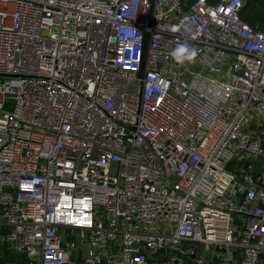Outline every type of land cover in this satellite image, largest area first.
Listing matches in <instances>:
<instances>
[{"label":"built area","instance_id":"built-area-1","mask_svg":"<svg viewBox=\"0 0 264 264\" xmlns=\"http://www.w3.org/2000/svg\"><path fill=\"white\" fill-rule=\"evenodd\" d=\"M245 1L0 0V264H264Z\"/></svg>","mask_w":264,"mask_h":264},{"label":"trees","instance_id":"trees-1","mask_svg":"<svg viewBox=\"0 0 264 264\" xmlns=\"http://www.w3.org/2000/svg\"><path fill=\"white\" fill-rule=\"evenodd\" d=\"M208 1L211 4L220 2V0ZM241 17L253 30L264 31V0H246Z\"/></svg>","mask_w":264,"mask_h":264},{"label":"water","instance_id":"water-1","mask_svg":"<svg viewBox=\"0 0 264 264\" xmlns=\"http://www.w3.org/2000/svg\"><path fill=\"white\" fill-rule=\"evenodd\" d=\"M148 44V38H146L145 40V47H147ZM144 72V66L142 67V71H141V75H143ZM134 248L138 247V244H134L133 245ZM166 254H177V255H182V256H186L187 255V247H173V246H168L165 249H157L154 253L151 254V257L154 258H159L161 256H164ZM134 256V254H133ZM199 258L203 260L204 263L208 264V261L206 260L205 256H204V245L201 244V248H200V252H199ZM212 264H218V259L217 257L214 255L213 259H212Z\"/></svg>","mask_w":264,"mask_h":264},{"label":"crops","instance_id":"crops-1","mask_svg":"<svg viewBox=\"0 0 264 264\" xmlns=\"http://www.w3.org/2000/svg\"><path fill=\"white\" fill-rule=\"evenodd\" d=\"M204 256L206 258V260L208 261V264H212V259L214 257V253H213V249L212 250H205ZM264 254L262 255V260L264 262ZM238 259H241V256L238 255ZM191 259H188V261H190ZM189 264H194L193 261L191 260V262H189ZM206 264V263H204Z\"/></svg>","mask_w":264,"mask_h":264},{"label":"rangeland","instance_id":"rangeland-1","mask_svg":"<svg viewBox=\"0 0 264 264\" xmlns=\"http://www.w3.org/2000/svg\"><path fill=\"white\" fill-rule=\"evenodd\" d=\"M235 168H236V164L232 163L231 166H230V170L231 171H235Z\"/></svg>","mask_w":264,"mask_h":264}]
</instances>
